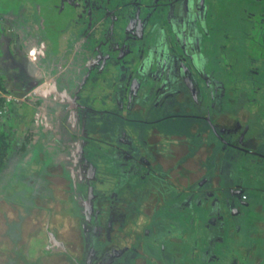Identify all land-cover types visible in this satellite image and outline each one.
Instances as JSON below:
<instances>
[{"label":"rangeland","instance_id":"obj_1","mask_svg":"<svg viewBox=\"0 0 264 264\" xmlns=\"http://www.w3.org/2000/svg\"><path fill=\"white\" fill-rule=\"evenodd\" d=\"M86 1L0 0V15L12 14L11 17L18 19V23H25L23 16L17 17L23 13L26 16V20L31 19L32 22L35 21L39 24V32H45L47 34L46 38H49L55 46L57 41L61 39L63 32H69L70 28H75L80 24L77 16L83 14L86 7L84 3ZM79 2L82 4L81 7L78 6ZM112 3L114 5H122L117 10L115 17L108 18V24L111 23L112 27L115 26L117 28L118 35L116 33V37L118 36V38L122 37L121 32L124 27L139 28V24L134 25L131 23L127 25L131 14H136L134 21H137V23L141 21L138 16L144 18L146 15L151 21L145 24L146 19L144 18V29L137 34V37L133 41H129L130 46L128 49L130 50L123 52L125 53L124 57L121 56V51L117 55L114 53L113 56H110L109 60L105 63H100L99 67L93 70L94 74L85 77L87 84L85 85L84 99L98 106L102 113L100 116H105L97 118L96 116L98 115L90 111L82 115L87 119V129L91 133H94L95 137L101 139L108 137L118 141L125 139L124 137L134 138L139 142L135 141L133 146H128V149L135 155L138 153L142 155V153L146 152L144 150L145 145L142 147V141H144L147 132L145 123L156 121L163 136L165 135L160 144L164 161L159 168L163 175H167L170 173L167 168L170 160L166 158L172 157V151L176 150L172 145L181 141V137L189 132L188 130L192 124H195L194 121L190 122L191 119L188 117L185 119L176 115L194 116L195 114L199 115V117L205 115L204 117L202 116L204 119L207 117H219V107H222L224 104L223 106L230 113L231 117L235 110L243 109L242 111H244L247 120H252L253 124L259 123L263 125L264 0H113ZM28 5H31V8L27 7ZM26 8H28L27 11H25ZM104 13H101V15ZM96 21L93 23L87 22L86 25L93 26ZM102 21L103 23L105 22L104 20ZM101 27L104 26L100 25L99 28ZM179 27L181 30H179ZM163 33L168 42H165V49H159L158 46L156 47V44L162 39L163 35L161 34ZM106 43L107 41L103 44L104 48L107 47ZM151 43L153 44L151 45ZM149 44L152 49L147 47ZM2 52L3 54L7 53L6 46L0 39V54ZM155 53L157 54V58L154 57ZM172 55L174 57H171ZM160 56L162 59H160ZM141 58H145L149 62L156 63L160 60L166 63L165 70L167 69L168 74L166 72L165 75L169 83H164L162 92L168 93L170 90H175L178 94L182 91V94L188 97L180 103L176 102L174 107L171 106L173 105L171 104L173 103L172 100H169L170 105L166 102L160 108L152 107L149 103L153 95L151 94V89L154 87V83L152 82L153 79L147 81V77L139 78L143 64ZM174 60L175 62H173ZM122 62L126 63V68H123ZM131 78H139L141 82L143 81L141 90H144V93L140 97H142L145 107H142L141 110H135L126 106L129 100H127L126 93L123 90ZM170 84L174 86V89H172ZM121 90L123 91L122 104L126 108L119 107L120 103L117 96ZM212 96H219L217 101L220 103L216 104L217 101L213 102ZM116 102L117 106L115 105ZM23 110L25 112L29 108L24 107ZM24 112H17V115L10 122L18 128L15 131V146L27 134L19 128L22 120L25 121L29 115L24 114ZM127 115L131 116V119H128ZM134 118H138L140 122L136 123L133 120ZM198 123L201 125V128L205 127L207 129L208 125H211L206 121L205 124L203 121ZM143 128L145 130L143 134L133 133L135 129L143 130ZM198 135L195 133V137L191 136L195 139L194 142L196 143H200ZM215 137L213 135L214 141ZM211 140L210 136L209 138L207 137L208 142ZM22 142L26 143V141ZM106 143L91 142V144L89 143L84 148L85 150L82 149L84 150V157L89 159L90 167H93V169L97 168L95 179L97 185H94L97 194H93L91 197L85 194L74 195L72 186H65L60 191L50 188L53 185V181L57 183L60 180L56 178L52 180L45 174V172H49V164L52 160L49 157L42 158L39 156V150L42 149L39 140H35L27 148L24 164L29 162L28 164L30 165H27L23 171L17 170V167H19L17 165L13 169V172L17 176L14 178L15 181L13 179L7 180L11 178V175H8L6 179H2V182L6 180L3 187L6 190L8 189V192H11L12 196L17 197L23 202L29 203L37 196L33 202L34 207L37 209L34 211L31 219L30 229L34 233L36 230H43L39 236L36 233L30 236L28 242H23L22 245L20 244V246L15 247L16 252H19V261L17 260L18 262L15 263L68 264V261H71L70 256L73 257V255L69 254L70 256L66 259L61 256V250H56L51 255L46 254L43 245L47 235L50 236L52 234L58 236L60 243L63 244L64 240H74L76 235L80 236L82 240H93L95 251L103 252L107 243L115 241L119 243L118 245L129 247V252L125 254L121 261L118 260L115 264H152V262H158L160 257L163 259L162 263L173 264L174 262L172 261L168 262L170 259L169 253H162L161 248L157 246L158 243L150 241L151 245L147 244L145 248L140 244L138 245L136 241H133V237L129 236H131V230L135 231L137 224L144 227L158 223L167 224L175 220L174 223L178 222V226L181 228L175 230L176 235H184V230L191 231V235L190 232L187 234V239L183 238L176 241V252H173V254H176L174 257H177L175 263L210 264L209 262H205L201 256L203 254L200 251L201 246L203 249L206 248L208 238H206L205 232L196 226L195 211L191 208H186L182 209L183 211L179 213L176 207L179 208L180 206L178 204L174 205L173 195H170L169 192L161 194L165 198L163 206L155 204L156 215H153L154 219H151V221L144 219L145 223L142 224V217L147 208L145 204L146 196H148L147 193L150 189H159L163 192L164 190H168L171 187V182L173 183V179H156L154 174L145 172V176H149L150 174L148 178L150 181L148 184L146 183V186L142 185L145 190L139 193V190L137 191L134 186H138L141 181L131 178L133 177L131 175L126 178L122 177L124 167H121L117 163L118 159L120 160V156L118 153H114L112 149H109V146L105 145ZM261 147L264 148V142L261 144ZM246 156L243 154L232 155L231 161L238 168H244L245 172H253L254 178L248 182L254 183L253 186L259 187V183H264V177H262V175L264 176V164H255L254 160ZM17 158H19L17 154L12 156L13 161H17ZM180 160L179 162L182 164L181 162L184 160L182 158ZM75 173L78 175V172ZM64 174H69L66 162H64ZM72 175L70 174L69 177L73 178ZM26 177L34 178L36 180L35 185L29 187L25 183ZM99 179L100 181H98ZM102 180H107V183L100 184ZM77 181L80 183L81 179L79 178ZM177 181L180 182L181 180ZM184 181L182 180L183 183ZM91 182L94 183L93 180ZM226 182H232V180L230 179ZM59 185L60 183L54 186ZM74 188H82L83 193L86 192L85 185L82 182L78 188ZM13 189H18L16 195V191H13ZM115 191L124 197L122 198V202L118 203L114 209V213H116L115 220L119 223L121 237H119V232L117 233V231L111 228V221L110 224L108 222L111 218V213L110 211L109 214L106 212V210H113L114 207L106 204V195L111 196ZM249 193L253 194V192ZM103 194L102 203L96 205L95 202H100L99 200ZM184 194H181V196H185ZM228 195H230L229 192ZM253 196L251 195V200L248 203L251 206L247 207L245 214H241V219L249 223V227L245 229V232L255 235L259 230L256 225H259V220L262 219L264 212L261 214L255 210L254 216H251L254 209L253 203L257 199V197ZM140 198H143V200H139ZM243 199H246L245 194L243 195ZM126 202L127 205L125 206ZM259 204L264 205V200H261ZM95 207L98 210H95ZM101 208H105L106 210H102ZM130 210L135 211L131 212ZM225 214L228 219V211H225ZM96 216L105 222L103 225L108 223L104 238L100 236L92 237L91 233L98 232V228H96L95 232L92 223L96 219ZM46 229H48L47 235ZM149 229H151L150 226L146 229V232ZM86 230L89 232H86ZM127 235L128 237H126ZM231 237L228 233L223 235L226 241ZM136 238L134 236L135 240ZM214 246V252H217L221 260L223 259L222 256L226 260L228 254L231 255L230 260L234 262L233 264L237 263V261H241V264H250L246 254L238 255L236 253L238 257H233L234 254L230 251L229 244L226 247H223L222 244H214ZM86 257L87 254L85 253L84 258L86 259ZM139 257L141 259H138ZM236 257L238 260L235 259ZM79 260L81 262V259Z\"/></svg>","mask_w":264,"mask_h":264},{"label":"crops","instance_id":"obj_2","mask_svg":"<svg viewBox=\"0 0 264 264\" xmlns=\"http://www.w3.org/2000/svg\"><path fill=\"white\" fill-rule=\"evenodd\" d=\"M112 1L87 0L84 3L86 7L83 14L77 16L80 24L75 28H70L69 32H63L61 39L57 41L55 46L49 38H46L47 34L45 32H39V24L35 21L32 22L31 19L26 20V16L23 13L17 17L23 16L25 23H18V19L11 17L12 14L0 15L4 19V25L0 28V39L6 46L7 51L6 54H3V52L0 54V106L7 110V115L1 117L0 121L5 124L12 122L17 112H24V107L29 108L28 111L24 112V114L29 115L25 121L22 120L21 124H19L20 130L27 133L18 144L19 149L22 150L21 153L19 151V158L22 157L24 159L27 155L28 146L32 145L35 140H39L42 145V149L39 150V156L42 158L49 157L52 160L49 164L50 170L45 172V174L52 180L54 178L60 180L57 183L53 181V185L50 188L60 191L65 186H72L74 195L85 194L91 197L93 194H97L91 189L93 186L90 184V178L95 169L93 170L90 167L89 159L84 157V148L91 142L99 144L107 142L105 145H108L109 149H112L114 153H118L120 156V160L118 159L117 163L124 167L123 177L126 178L131 175L133 176L131 178L145 180V178H149L150 174H154L156 179H173L169 189L175 192L171 191L169 193L173 195L174 205L178 204L180 206L179 208L176 207V209L179 213L186 208L194 210L195 220L197 221L196 226L203 230L206 238H208L205 250L202 246L200 249L203 253L201 256L205 262L210 264H233L234 262L230 260L231 255L227 254L228 258L226 260L222 256L223 259L221 260V257H218L217 252H214L213 249L215 247L214 244H222L223 247L229 244L230 251L234 254L233 257L237 256L236 253L238 255L246 254L250 264H264V205L259 204L261 200H264V183H259V187L253 186L254 183L248 182L254 178L253 172L247 173L244 168H238L231 161L232 155L243 154L254 160L255 164H264V148L261 147L264 142V130H262L264 129V121H262L263 125L259 123L253 124L252 120L246 119L243 109L238 112L235 111L231 117L223 105L222 107L217 106L219 109H223L219 111V117H207L204 119L194 114L193 118H196L197 121L191 125L189 132L181 137V141L172 145V147L176 148L175 151H172V157L166 158L170 160L167 166L170 173L167 175H163L159 168L164 161L160 144L165 135L163 136L156 121L149 122L152 123L151 125L147 123L150 127L147 128L145 139L142 141V147L145 145L144 150L146 151L142 155L141 153L135 155L128 149V146H133L135 141L139 142L134 138L124 137L125 139L121 141L108 137L101 139L95 137L94 133L87 129V119L82 115L87 114L89 111L98 114L101 110L93 103L90 104L85 99L84 101L82 100L85 85L87 84L85 77L94 74L93 70L97 69L100 63H105L109 60L114 53L117 55L118 51H121V56L124 57L125 53L123 52L130 50L128 49L130 46L129 41H133V38L137 37V34L144 29L143 21L146 19L145 24L151 21L145 15V19L138 16L141 21L137 23V21H134L136 14H131L127 25L131 23L134 25L140 24L139 28L124 27L121 32L122 38L116 37L117 28L115 26L112 27L111 23L108 24V18L115 17L117 10L122 5H114ZM78 6L81 7L82 4L79 2ZM27 7L31 8V5ZM27 10L28 8L25 9V11ZM101 13L104 14L101 15ZM95 20L97 21L93 26L86 25L87 22L93 23ZM102 20L105 22L103 23ZM100 25L104 27L99 28ZM179 30H181L180 27ZM161 35H163L162 39H160L161 42H157L156 47L165 49L164 33ZM105 37L106 39H104ZM113 39L117 40L115 44H112ZM120 39L122 41L118 42ZM105 41H107L106 48L103 47ZM147 47L152 49L150 44ZM154 57L157 58L156 53ZM160 59H162L161 56ZM141 61L143 64L139 78L147 77V81L153 79L152 82L154 83V87L151 89V94L153 95L149 104L152 107L160 108L164 105V97L166 96V93L161 90L164 83H169L165 75L167 72V69L165 70L166 63L160 60L156 63L149 62L145 58H141ZM122 66L123 68L127 67L124 62H122ZM139 78H131L123 90L126 93L127 100H129L126 106L135 110H141L142 107H145L142 97H140L144 93V90H141L143 81L141 82ZM123 91L121 90L117 98L120 103L119 107L126 108L122 104ZM173 91L171 90V92ZM215 98L218 100V96ZM167 103L170 105L169 101ZM171 104H175V101ZM216 104H218V101ZM115 105L117 106V102ZM171 106L173 107L174 105ZM210 108L212 109V107ZM126 117L131 119L129 115ZM178 117L192 118V116L187 115H178ZM199 118L211 124L210 126L208 125V129L205 127L201 128L198 123L201 121ZM205 121L203 122L204 124ZM17 129L15 127L14 132ZM144 131V128L143 130L135 129L133 133L143 134ZM195 133L196 135L199 134L200 143L194 142L195 139L191 137L192 135L195 137ZM213 135L216 136L214 138L215 141L213 140ZM209 136L212 139L210 142L207 141ZM22 141H26V143ZM181 158L184 160L181 162L182 164L179 162ZM64 162L67 163V169L69 170L67 175L64 174ZM75 172H78V175ZM145 172L150 173L149 176H145ZM70 174H73V178L69 177ZM262 177L264 176L262 175ZM79 178L85 185V193H83L82 188H74L79 187L81 183L77 181ZM230 179L232 182H226ZM182 180H185L184 183ZM199 180L200 182H198ZM149 181L144 182V185L146 186ZM59 183L60 187L54 186ZM134 188L137 191L139 190V193L145 190V188L143 189V187L137 185ZM152 190L158 193L152 192ZM115 192L117 193V191ZM149 192L147 193L148 196H146L147 199H145L147 208L142 217V224L145 223L144 219H149L150 221L154 219L150 217V213L155 211V204L159 206L164 204L163 201L162 203L158 201L163 200L161 194H159L163 192L162 190L150 189ZM228 192L230 195H228ZM249 192H253V194ZM181 194L185 196H181ZM244 194L246 199H243ZM251 195L257 197L256 202L254 201L253 203L254 209L251 216L253 217L256 211L263 214L262 219L259 220V225H256L259 230L255 235L245 232V229L249 227V223L241 219V214H245L247 207L251 206L248 204L251 200ZM1 200L0 264H16L19 261V252H16L15 247L22 245L23 242H28L30 236L36 233L39 236L40 231L36 230L34 233L30 229L32 219L29 218L30 216L23 223L22 215L26 213L23 206L25 203L15 199L7 201L4 198ZM34 200H32L31 205L35 208V211L37 208L34 207ZM100 200L103 201V197ZM139 200L142 201L143 198ZM95 203L100 205L102 202ZM225 211H228V219ZM174 222L167 224L158 223L150 226L156 225L159 231L158 235L162 240L172 239L173 241H178L183 239V237H180L182 235L176 236L175 230L181 228L178 226V222L176 224ZM92 223L95 232L96 228H98V234L91 233L92 237L100 236L104 238L108 223L103 225L105 222L97 219V217ZM111 225V228L117 231L119 224L113 222ZM99 228H101L100 231ZM10 229L12 231H9ZM170 230H173L172 235L169 233ZM86 232L89 231L86 230ZM183 232L184 238L189 232L191 235V231L184 230ZM146 233L149 234V231ZM226 233L232 236L228 241L223 238ZM21 235H24L22 239L20 238ZM49 237L53 242L60 243L58 236L47 235L43 245L47 255H51V253L56 251L53 245H49ZM63 242L64 244H60L67 249L68 253L62 251L60 253L61 256L68 259L70 255H73V257L70 256L71 261L69 260L68 264H78L76 260H83L87 247H92V250H94L95 246L93 240H82L78 235H76L74 240H64ZM108 245L110 246L107 243L106 246ZM172 246V250L166 247L161 249L162 253H169V256H172L176 245ZM138 259H141V257ZM158 264L168 263H162L161 261ZM235 264H241V261H237Z\"/></svg>","mask_w":264,"mask_h":264},{"label":"trees","instance_id":"obj_3","mask_svg":"<svg viewBox=\"0 0 264 264\" xmlns=\"http://www.w3.org/2000/svg\"><path fill=\"white\" fill-rule=\"evenodd\" d=\"M206 26V25H205ZM0 28H2V26L0 27ZM209 29V28H208ZM207 29V30H208ZM210 31V30H209ZM120 33V32H119ZM118 37V36H117ZM122 38V37H121ZM133 39H135V38H133ZM113 41V43L112 44H115V41L117 42V40H115V39H113L112 40ZM120 41H122L121 39L118 41V42H120ZM160 42H161V40H160ZM159 42V43H160ZM165 42H168V40H166V37H165ZM154 43V42H153ZM153 43H151V45L153 44ZM119 52V51H118ZM171 57H174V55H172ZM171 85V87H172V89H174L173 87L174 86H172V84H170ZM186 95H187V93H186ZM84 96V95H83ZM188 97V96H187ZM187 97H185L184 96V94H182V91L181 92H179L178 94L176 93V91L174 90L173 92H171V90L168 92V93H166V96L164 97L165 98V102L164 103H166L167 101H169V100H172V101H175V103L176 102H178V103H180L182 100H184V99H186ZM218 98H219V96H218ZM176 99V100H175ZM214 99H216L215 98V96H213V102H215V101H217V99L216 100H214ZM82 100L84 101V97H82ZM85 101H87V100H85ZM87 103H90V102H87ZM150 103H151V101H150ZM218 103H220V102H218ZM91 104V103H90ZM173 105H175V104H173ZM214 105V104H213ZM224 105V104H223ZM174 107V106H173ZM224 107V106H223ZM221 110H223L222 108H220L219 109V111H221ZM240 109H238V110H235L236 112H238ZM172 113H174V112H172ZM98 116H96L97 118H99V117H105V116H100V115H102V113L100 112V113H98L97 114ZM178 116V115H177ZM199 116V115H198ZM198 116H196V117H198ZM204 117L205 115H201V117ZM192 118H193V116H192ZM192 118H189V119H191L190 120V122H192V121H194V122H196L197 121V119L195 120L194 118L192 119ZM201 121H205L204 119H201V118H199ZM136 123H138V122H140V121H138V118H134L133 119ZM188 121V120H187ZM200 121V122H201ZM150 125L152 124V123H149ZM149 124H147V123H145V126L148 128V127H150V125ZM14 129H15V126L14 125H12V123H10V122H8V123H1V121H0V199H4L5 198V200H10V199H15V200H19L17 197H14V196H12V193L11 192H8V189L6 190V188L5 187H3L4 186V184L6 183V180L5 181H3L2 182V179L3 178H7V176L8 175H11V178H9V179H7L8 181H10V180H12L13 179V181H15V179L14 178H16L17 176H16V174L13 172V169H15V166L17 165V166H19V167H17V170H21V171H23L24 170V168L27 166V165H30V164H28L29 162H26L25 164H24V159L23 158H17L16 160L17 161H13L12 160V156H14V154H17V156L19 157V151H20V153L22 152V150L21 149H19V146L17 145V146H15L14 145V141H15V132H14ZM189 130H190V128H189ZM16 148H17V150H16ZM21 148V147H20ZM134 167V166H133ZM92 169H93V167H91ZM94 170V169H93ZM17 172V171H16ZM96 176H97V169H95L94 170V172H93V174H92V176H91V180H93L94 181V183H92L91 182V180H90V184H92V186L93 187H91V189L93 190V191H95V187H94V185L96 186L97 185V181H95V179H96ZM122 177H123V175H122ZM125 178V177H124ZM25 183H27V185L29 186V187H31V186H34L35 185V179L34 178H32V177H26L25 178ZM149 179L148 178H145V180H139V181H141V183L139 182V185L138 186H140V187H142V185L144 184V182H147ZM98 181H100V179L98 180ZM126 181H128V180H126ZM107 183V181L106 180H102L101 182H100V184H106ZM149 183V182H148ZM19 184V183H18ZM13 191H16L15 192V195H16V193H17V191H18V189H13ZM20 191V190H19ZM152 192H155V193H158L157 191H155V190H152ZM168 193V192H170V189L168 188V190H164V192H161V193H159V194H162V193ZM93 196V195H92ZM107 196V198H106V200L108 201H106V204H108V205H111V207H113V209H115L116 208V205L118 204V203H121L122 202V198H124L123 197V195L122 194H119V193H113L111 196H108V195H106ZM103 197V196H102ZM159 197V196H158ZM157 197V198H158ZM35 198H37V196L35 197ZM34 198V199H35ZM163 200H158L159 201V203H162V201H165V198H164V195H163ZM159 199V198H158ZM1 200V201H2ZM120 200V202H118ZM20 202H22V203H25V205H23L24 206V208H25V210H26V213H24L23 215H22V221H23V223H24V221L26 220V218L28 217V216H30L29 218H32L33 217V214H34V209L35 208H33V205H31L32 204V201L31 202H23V201H21V200H19ZM99 201H101L102 202V200H99ZM127 205V202L125 203V206ZM125 208V207H124ZM99 209H100V207H99ZM102 210H106L105 208H101ZM95 210H98V208H96L95 207ZM109 211H110V213H111V218L108 220V222H109V224H110V221H111V223H113V222H117V221H115V218H116V213H114L115 211L114 210H106V212L109 214ZM131 211V210H130ZM135 210H132L131 212H134ZM183 211V210H182ZM155 212V211H154ZM97 214H98V212H97ZM151 215H150V217L151 218H153V215H156V212L155 213H150ZM97 218H98V216H96ZM118 217V216H117ZM99 219V218H98ZM100 220V219H99ZM139 224H137V226L135 227V231L134 230H131L130 231V235H132L131 237H133V241H136L137 242V244L139 245H141V246H143V247H145L146 248V245L148 244H150L151 245V242L150 241H153V242H155V243H158L157 244V246H158V248H161V249H164V247H166L167 249H169V250H172V245H177V240L176 241H173L172 239H168V240H162L161 238H160V236L158 235V233H159V231L157 230V227L156 226H150V228L151 229H149V234H147L146 233V229H148V227L149 226H144V227H142V226H138ZM46 228H47V226H46ZM138 229H140L139 230V232H138ZM11 230V229H10ZM12 231V230H11ZM43 231V230H42ZM9 232V231H8ZM41 232V231H40ZM46 235H47V232H48V229H46ZM170 235H172V233H173V230H170ZM134 236H136L137 238H136V240L134 239ZM176 236H178V235H176ZM24 237V235H21V239ZM179 237V236H178ZM180 237H183L184 238V235H182V236H180ZM184 239H186V238H184ZM27 244V243H26ZM175 252H176V248L175 249H173ZM173 253V252H172ZM176 255V254H175ZM175 255H173L172 254V256L170 255L169 256V261L168 262H174L173 264H178V262H176L175 263V261H176V259H177V257H174ZM174 257V258H173ZM180 258V257H179ZM163 259H159V261L157 262V261H155V262H152V264H158V263H160L161 261H162Z\"/></svg>","mask_w":264,"mask_h":264},{"label":"flooded vegetation","instance_id":"obj_4","mask_svg":"<svg viewBox=\"0 0 264 264\" xmlns=\"http://www.w3.org/2000/svg\"><path fill=\"white\" fill-rule=\"evenodd\" d=\"M140 27H142V26H140ZM115 221H117V220H115ZM118 232L120 234V227H118V229H117V233ZM119 237H120V235H119ZM126 237H128V235ZM49 240H50L49 245H53L56 250H61V251L66 250L65 252L68 253L67 249H65L60 243L53 242V240H51L50 237H49ZM108 244H110V246L109 245L106 246L105 249L103 250V252H101V251L96 252V251L92 250V247L88 246L87 250L85 252L87 254L86 259L82 258L84 260H82L81 262L78 260H76V261L78 262V264H81L84 262H86L85 264H89V262H91L90 264H115V262H118V260L121 261V259H123L125 254L129 252V247L118 245L119 243L117 241H115L113 243H108Z\"/></svg>","mask_w":264,"mask_h":264},{"label":"built area","instance_id":"obj_5","mask_svg":"<svg viewBox=\"0 0 264 264\" xmlns=\"http://www.w3.org/2000/svg\"><path fill=\"white\" fill-rule=\"evenodd\" d=\"M4 20L0 17V27L3 26ZM7 115V110L5 108H1L0 106V118L5 117Z\"/></svg>","mask_w":264,"mask_h":264},{"label":"clouds","instance_id":"obj_6","mask_svg":"<svg viewBox=\"0 0 264 264\" xmlns=\"http://www.w3.org/2000/svg\"><path fill=\"white\" fill-rule=\"evenodd\" d=\"M3 19V18H2ZM4 20V19H3ZM4 25V24H3Z\"/></svg>","mask_w":264,"mask_h":264}]
</instances>
